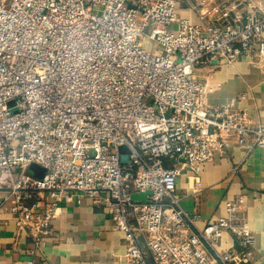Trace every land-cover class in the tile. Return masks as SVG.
Returning a JSON list of instances; mask_svg holds the SVG:
<instances>
[{"label":"built area","instance_id":"built-area-1","mask_svg":"<svg viewBox=\"0 0 264 264\" xmlns=\"http://www.w3.org/2000/svg\"><path fill=\"white\" fill-rule=\"evenodd\" d=\"M0 0V190L39 246L63 205L104 207L129 264H251L254 237L226 218L195 226L175 196L233 140L264 150V128L210 107L199 66L264 67V0ZM144 42H147V45ZM123 155L128 163L122 165ZM31 165L44 170L41 179ZM134 194L142 196L135 200ZM237 247L221 249L224 234Z\"/></svg>","mask_w":264,"mask_h":264},{"label":"crops","instance_id":"crops-1","mask_svg":"<svg viewBox=\"0 0 264 264\" xmlns=\"http://www.w3.org/2000/svg\"><path fill=\"white\" fill-rule=\"evenodd\" d=\"M177 1V15L195 24L199 19L190 4L208 0ZM195 74L211 89L206 95L208 106L231 104L234 110L247 114L252 126L264 128V67L255 68L250 60H241L216 67L202 65ZM5 196L0 190V264H129L123 235L112 231L104 207L84 198L79 204L63 205L37 247L17 231L10 213L13 203ZM175 196L186 212L198 217L195 226L199 229L227 217L225 201L243 200L231 223L248 226L254 237L251 264H264V150L230 140L224 153L204 164L198 175L181 173ZM133 198L141 200L142 196L134 194ZM231 246L237 247L236 239L224 234L221 249ZM141 248L147 264H153L142 242Z\"/></svg>","mask_w":264,"mask_h":264},{"label":"water","instance_id":"water-1","mask_svg":"<svg viewBox=\"0 0 264 264\" xmlns=\"http://www.w3.org/2000/svg\"><path fill=\"white\" fill-rule=\"evenodd\" d=\"M120 162L122 165H126L128 163L127 156L123 155L120 159ZM29 172L32 173L36 179H41L44 174V170L36 165H31L29 168Z\"/></svg>","mask_w":264,"mask_h":264},{"label":"rangeland","instance_id":"rangeland-1","mask_svg":"<svg viewBox=\"0 0 264 264\" xmlns=\"http://www.w3.org/2000/svg\"><path fill=\"white\" fill-rule=\"evenodd\" d=\"M135 199V198H134Z\"/></svg>","mask_w":264,"mask_h":264}]
</instances>
